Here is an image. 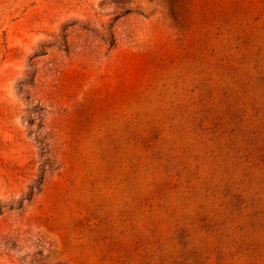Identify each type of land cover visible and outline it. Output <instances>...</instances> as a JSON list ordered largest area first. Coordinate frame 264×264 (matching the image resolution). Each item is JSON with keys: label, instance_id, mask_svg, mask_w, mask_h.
<instances>
[{"label": "rangeland", "instance_id": "374dc122", "mask_svg": "<svg viewBox=\"0 0 264 264\" xmlns=\"http://www.w3.org/2000/svg\"><path fill=\"white\" fill-rule=\"evenodd\" d=\"M0 264H264V0H0Z\"/></svg>", "mask_w": 264, "mask_h": 264}]
</instances>
